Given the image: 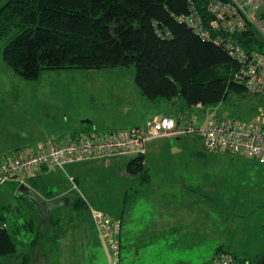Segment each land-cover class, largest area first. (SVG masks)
<instances>
[{
  "label": "rangeland",
  "instance_id": "1",
  "mask_svg": "<svg viewBox=\"0 0 264 264\" xmlns=\"http://www.w3.org/2000/svg\"><path fill=\"white\" fill-rule=\"evenodd\" d=\"M134 78L135 68L130 66L102 70L42 71L37 79L29 81L8 68L0 57V154L16 157L44 141H67L71 138L69 136L88 137L89 131L97 136H105L141 126L145 121L142 113L146 110L144 107L151 102L141 95ZM175 101L181 102L179 98ZM263 104V100L258 97L232 92L216 107L209 108L208 117L219 121H255L259 118ZM174 108L173 113H167L174 119L181 115H201V110H189L185 106L180 109L177 105ZM194 140L201 144L196 138ZM27 143L29 145L23 146ZM185 154L182 150L176 152L174 157L187 159ZM204 154L206 158L215 157L208 152ZM216 157L227 156L224 154ZM128 158L92 160L66 165L64 170L51 167L37 174L34 178L37 183L33 189L35 194L57 197L53 201L64 197L67 199L58 201V205L48 213L47 220H41L44 239L39 250L38 246L35 248L38 252L32 255V264H108L107 250L93 222L94 213L111 218L114 224L119 223V234L116 237L121 249L119 264L160 263L164 247L158 244L162 242L143 238L147 232L158 233V230L148 231L144 227L150 222H159L160 209H130L135 202L136 188L148 183H142L138 175L132 176L126 172V164L130 160ZM233 160L232 164L215 167L196 165L193 162L195 166L187 170L193 174L194 184L185 181L182 186L195 192L191 200L198 203L204 192H201L202 189L196 190L192 185L200 186L203 182L204 189H208L213 186L209 182L217 184V196L208 199L209 203H214L218 208L211 212L215 216V227L220 234L226 232L224 227L217 225L223 222L216 217L218 210L222 209L227 227L231 229V242L233 245L239 244L238 252H245L252 257L254 249H258L253 246L259 237L256 225L264 224V165L241 157H234ZM158 170H153L156 178L160 174ZM187 170L183 171L184 175L189 174ZM153 179L157 193L162 183ZM17 187H0V214L5 217L7 230L14 238L18 252H32V237L22 231L20 225L33 220L37 226L39 210L29 198L17 194ZM142 190L146 195L150 191L148 187ZM76 199H81L84 206L74 208L71 202ZM142 202L152 203L146 197H143ZM202 205L198 203V208ZM239 206L244 208L239 210L242 212L239 216H243L239 221L245 223L241 226H247L252 231L249 240L234 235V213L229 215L226 212ZM199 215V221H202V214ZM5 262L6 258H0V264H14L13 261Z\"/></svg>",
  "mask_w": 264,
  "mask_h": 264
},
{
  "label": "trees",
  "instance_id": "2",
  "mask_svg": "<svg viewBox=\"0 0 264 264\" xmlns=\"http://www.w3.org/2000/svg\"><path fill=\"white\" fill-rule=\"evenodd\" d=\"M194 3L203 10L201 0ZM188 11L187 0H0V57L29 81L42 71L133 66L135 84L145 99L179 98L186 109L205 110L216 107L229 93L246 94L231 81L235 64L229 54L177 21ZM249 35L251 42L242 44L264 53L257 33L250 30ZM126 172L138 175L143 183L149 180L142 157L130 159ZM58 201L44 203L47 210H42L37 226L33 220L20 225L32 237V252H18L0 214V258L32 264V255L44 239L41 220H47ZM71 203L74 208L84 206L81 199ZM216 251L211 264L224 255L234 264H264V256L251 260L222 247Z\"/></svg>",
  "mask_w": 264,
  "mask_h": 264
},
{
  "label": "built area",
  "instance_id": "3",
  "mask_svg": "<svg viewBox=\"0 0 264 264\" xmlns=\"http://www.w3.org/2000/svg\"><path fill=\"white\" fill-rule=\"evenodd\" d=\"M187 2L188 13L177 21L186 24L202 40L225 50L235 64L231 81L246 94L264 102V53L242 44L251 42L250 30L264 43V0H201L203 10L196 8L194 0ZM166 136L193 137L199 140L204 152L242 157L264 165V104L259 118L250 122L219 121L209 118L205 109L201 115L191 114L180 121L158 116L146 128L46 142L23 155L1 157L0 186L11 183L29 188V178L53 166L64 170L66 165L92 160L143 157L149 140ZM93 222L107 250L108 264H119L120 247L116 238L119 223L114 224L111 218L99 213L93 214ZM214 264H234V261L224 255Z\"/></svg>",
  "mask_w": 264,
  "mask_h": 264
},
{
  "label": "crops",
  "instance_id": "4",
  "mask_svg": "<svg viewBox=\"0 0 264 264\" xmlns=\"http://www.w3.org/2000/svg\"><path fill=\"white\" fill-rule=\"evenodd\" d=\"M147 101L151 103H147V105L144 107L146 110L142 112L143 117L145 116V121L141 126L139 127L136 126L131 128H146L147 126H149V123L152 120V118L158 116H169L167 115V113H173L175 109L174 108L175 105H177L180 109L184 107L182 100L181 102L180 101L174 102V100L164 101V99H156L153 101L147 100ZM201 108L202 107H195L191 109H197L200 111ZM206 110H209V108ZM202 111H204L203 108ZM182 119H184L183 115L178 116L176 120L180 121ZM86 121L87 123H89V119H87ZM87 135L94 136L95 134L90 133L89 131ZM69 137H71L70 139L76 138L75 136H69ZM193 139L194 138L191 137L166 136L158 139L149 140L146 143V153L142 157V163L147 169L149 174V179L151 177V180L144 182L148 184H144V185L140 184L136 188L135 202L130 209H160L159 212L161 217H159L158 223L150 222L144 227L148 231L158 230V233L148 234L147 232L143 234V238L150 239L151 241L158 240L159 242H162V244H158L159 246L164 247V253L161 254V256L159 254L160 256L159 264H211L214 258L218 254L222 253V251L219 250L218 254H216L217 252L216 249L219 247H222L224 250H228L233 254H236L246 259L255 260L258 257L264 256V224L263 223L256 225L258 226L257 230L259 232L258 233L259 237L255 239L256 245L253 246L257 247L258 249H254V252H252L253 256L250 257L245 252H238L239 244L233 245V243L231 242L232 236H230V232H229L231 229L230 227H227V221L223 215L222 209L218 210L216 217L220 218L223 222L218 223L217 225H221L222 227H224L226 232L220 234L215 227L216 225L214 218L215 216L211 212L218 208L214 203L211 202L209 203L208 199L215 198V196H217L215 191L216 188H219L217 184H215L214 182H209L208 184L213 186L208 189H204V187L202 186L204 184L203 182L200 186L197 184L192 185V187L194 186L196 190L202 189L201 192H204L205 196L200 195L201 198L197 195V197L200 198L198 203L203 204L201 206L202 208L201 207L198 208V203L196 201L193 203V200H191L193 195L192 193L195 192L189 189L187 186L186 187L182 186V182L185 181L194 184L193 183L194 176H192L193 174H190L187 170L189 169L190 166H192L193 168L195 164L196 165L206 164V166L215 167L219 165L220 166L229 165L234 163L235 161L233 160L234 156H229L226 154L225 155L227 157L218 158L216 157L217 155L224 156V154L210 153L209 155H214L215 157L206 158V155L204 154L201 144L199 145L197 141L196 140L193 141ZM61 142H65V141H61ZM191 142H193L194 145H192ZM45 143L46 141L42 142V144L41 145L39 144L37 147L30 148L29 150L41 147ZM54 143H59V142H54ZM26 145H29V143L23 144V146ZM199 146L201 151L199 150ZM182 150L186 152L184 156H186L187 159L174 157L176 152H181ZM1 156L3 157V155L0 154V158ZM129 159L132 158H128V160ZM245 160H249V159L245 158ZM193 162L195 164H193ZM49 168H47L46 170H48ZM155 169H159L158 171L160 172V174L158 178L154 177L153 170ZM184 170H187L186 173L189 174L184 175L183 174ZM153 177L157 180V182L162 183L157 193L154 190L155 185H153L152 183ZM34 178H29L27 180L29 184V188L32 191L33 189H35L37 185ZM155 179H153V181ZM5 185H15V184L10 183ZM145 187H148V189L150 190L147 195L145 191L142 190V188ZM142 191L144 192V194H142ZM196 193L198 194V192ZM38 197H40V199L43 202H41L40 207L37 208L42 210L46 209L45 208L46 204L44 203L49 204L50 203L49 201H52L54 198L45 195L42 196L39 195ZM143 197H146L148 199V202L152 201V203L151 204L143 203L142 202ZM157 199H159L158 202L156 201ZM190 209H196V210L193 211ZM240 209H244V208L242 206H239L237 209L231 208L226 212L229 215L234 213L233 215L235 218L234 219L235 227L232 231V232L236 231L234 235L237 234L239 236H242L243 239L246 238V240H249L248 238L250 234H252V231L247 226H241L245 223L239 221L240 218H243V216H239L242 214V212H240L241 211ZM42 210L39 211L40 216L44 213L43 212L44 210L43 211ZM205 212L211 216H207ZM199 214H202V221H199L200 219ZM256 226L254 227V230L256 229ZM239 228H241V230H239ZM127 230L130 232L128 228ZM260 253H262L261 256H259Z\"/></svg>",
  "mask_w": 264,
  "mask_h": 264
},
{
  "label": "water",
  "instance_id": "5",
  "mask_svg": "<svg viewBox=\"0 0 264 264\" xmlns=\"http://www.w3.org/2000/svg\"><path fill=\"white\" fill-rule=\"evenodd\" d=\"M17 194L20 196H24L26 198H29L31 201H33L36 205V207H40L41 202H43L40 197H38L37 194H35L30 188L26 187L25 185H19L16 190ZM41 211L42 209H38Z\"/></svg>",
  "mask_w": 264,
  "mask_h": 264
},
{
  "label": "flooded vegetation",
  "instance_id": "6",
  "mask_svg": "<svg viewBox=\"0 0 264 264\" xmlns=\"http://www.w3.org/2000/svg\"><path fill=\"white\" fill-rule=\"evenodd\" d=\"M46 207V206H45ZM45 210H47V209H45Z\"/></svg>",
  "mask_w": 264,
  "mask_h": 264
}]
</instances>
